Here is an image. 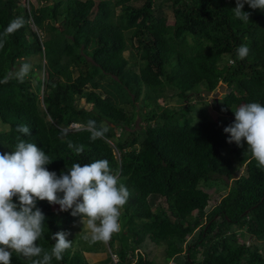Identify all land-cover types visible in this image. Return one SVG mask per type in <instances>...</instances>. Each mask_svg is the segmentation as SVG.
I'll use <instances>...</instances> for the list:
<instances>
[{
    "label": "trees",
    "instance_id": "trees-1",
    "mask_svg": "<svg viewBox=\"0 0 264 264\" xmlns=\"http://www.w3.org/2000/svg\"><path fill=\"white\" fill-rule=\"evenodd\" d=\"M138 1L0 0V81L7 78L0 83V154L14 150L19 136L50 156L46 168L57 175L74 163L109 161L130 196L102 264H158L140 252L146 240L163 244L166 262L264 264V171L246 143H227L223 131L240 105H264V10L245 4L243 22L232 11L236 0ZM17 18L23 25L4 36ZM241 45L249 49L244 59ZM18 64L31 65L23 82ZM220 82L226 90L212 98L214 115L203 92ZM168 89L178 105L167 104ZM136 117L141 129L128 130ZM90 120L107 129L94 141ZM213 185L219 197L207 190ZM55 206L36 204L46 217L37 244L50 251L60 231L71 240L51 264H90L87 255L106 252L105 243L71 233L81 217ZM12 264L32 261L13 254Z\"/></svg>",
    "mask_w": 264,
    "mask_h": 264
},
{
    "label": "clouds",
    "instance_id": "clouds-1",
    "mask_svg": "<svg viewBox=\"0 0 264 264\" xmlns=\"http://www.w3.org/2000/svg\"><path fill=\"white\" fill-rule=\"evenodd\" d=\"M245 4L254 10H264V0H236L232 11L234 17L243 22H248L250 16L242 10ZM22 25L23 20L17 18L10 22L3 35L12 34ZM3 44L0 39V48ZM248 51L246 45H241L237 49L238 57L244 59ZM29 70L28 64L20 67L16 73L18 82H23ZM6 82L7 78L0 81ZM233 113L234 122L223 129L229 134L226 142L241 147L246 143L245 152L250 153L257 167L264 171V105L257 102L242 104ZM79 125L71 123L68 128ZM88 127L92 130L90 139L93 141L107 131L97 130L95 121L91 120ZM16 131L29 134L30 128L18 125ZM16 139L14 150L0 154V264H12L13 254L31 260L32 264H51L53 258L62 260L64 252L71 247L68 233L64 231L50 237L55 241L50 251L37 244L44 235L46 219L36 207L37 201L46 200L49 204L59 205L61 212L71 210L72 216L81 217V223L86 222L89 230L83 238L90 244L107 243L121 230L120 209L127 203L130 193L126 185L119 182L118 172L110 168L108 160L99 159L84 165L74 163L66 172L57 175L46 168L52 159L45 151L19 136ZM68 147L74 145L69 143ZM75 151L80 154L83 146Z\"/></svg>",
    "mask_w": 264,
    "mask_h": 264
},
{
    "label": "rangeland",
    "instance_id": "rangeland-1",
    "mask_svg": "<svg viewBox=\"0 0 264 264\" xmlns=\"http://www.w3.org/2000/svg\"><path fill=\"white\" fill-rule=\"evenodd\" d=\"M140 3H142L141 0L138 1L136 3V5H139ZM35 5H36V3H35ZM164 8H165L164 9L165 11H166V9H169V8H166V7H164ZM169 10H168V15H169L168 16V21L171 22L172 21V15H171V12ZM94 53H95V51L92 50V54H94ZM36 58H37V56L34 55L30 59L32 61H35ZM22 65L23 64H18L17 67H16L17 68L16 70L19 71V69H20V67ZM28 65H30V64H28ZM30 67H31V65H30ZM225 90H226V88H225ZM223 94H224V92L220 93L219 96H218V99L221 98ZM165 95L168 98V100H167V104L168 105H174V104L175 105H178L177 101L175 100L176 98L174 96V92L172 90H169V89L166 90L165 91ZM205 97L206 98H205V104L204 105L208 107V110L212 114L216 115L215 114L216 111H214L212 109L213 107L211 105V103H212V96L211 95H205ZM159 101L162 102L163 100L160 99ZM197 103H198V101L195 102V104H197ZM136 105H141V102L140 101L137 102ZM194 118H196V117H194ZM140 125L141 124L139 123V117H136L135 123L131 127L127 128V129L128 130H131V131L132 130H139V129H141L140 128ZM229 158L231 160L232 167H236V165L238 166V164L236 163L235 159L233 158V156L231 154H229ZM228 183H231V182H228ZM214 187H215V185H213V187L207 188V190H209V191L212 192ZM227 191H228V188H225V190H223L221 192H224L225 193ZM212 193H213L212 195H214V197H219V195H217L216 193H214V192H212ZM218 194H220V193H218ZM158 202H159V200H155V203L156 204ZM55 208H58L59 209V205H56ZM71 233H73V234L74 233L89 234V230L87 228L86 222H82L81 223V219H80L72 227ZM242 240H244L246 243L248 242L247 239L246 240L245 239H242V238L239 239L240 242H242ZM104 245H105V248H106V250H105L106 252H104L102 254L98 253L96 256L87 255V258H88L90 264H102V261L106 258L105 253H109L110 254V251H109V249L107 247V243H105ZM258 245H259V248L263 249V247H264V241H259V244ZM163 248H164L163 244L156 245V244L151 243L150 241L146 240L143 243V246L140 248V252L144 253L146 255V258L151 259V260L157 262L158 264H177V262L181 263L183 261V257L182 256H177V258L173 259L172 262L171 261L166 262L165 261V258H164ZM111 257H112V260L115 261V255H111Z\"/></svg>",
    "mask_w": 264,
    "mask_h": 264
},
{
    "label": "water",
    "instance_id": "water-1",
    "mask_svg": "<svg viewBox=\"0 0 264 264\" xmlns=\"http://www.w3.org/2000/svg\"><path fill=\"white\" fill-rule=\"evenodd\" d=\"M225 88H226L225 83L220 82L219 85H218V87H217L216 89H214V91L205 90V91L203 92V94H204V95H211L212 98H214L215 100H217L219 94L222 93V92H225Z\"/></svg>",
    "mask_w": 264,
    "mask_h": 264
}]
</instances>
